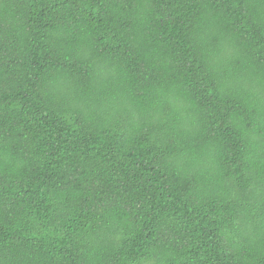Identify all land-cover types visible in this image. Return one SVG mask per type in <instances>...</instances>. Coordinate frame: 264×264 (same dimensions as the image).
<instances>
[{
  "label": "trees",
  "instance_id": "16d2710c",
  "mask_svg": "<svg viewBox=\"0 0 264 264\" xmlns=\"http://www.w3.org/2000/svg\"><path fill=\"white\" fill-rule=\"evenodd\" d=\"M0 264H264V0H0Z\"/></svg>",
  "mask_w": 264,
  "mask_h": 264
}]
</instances>
